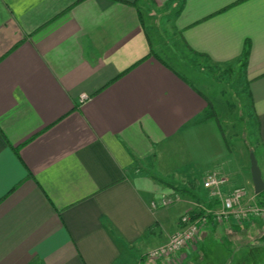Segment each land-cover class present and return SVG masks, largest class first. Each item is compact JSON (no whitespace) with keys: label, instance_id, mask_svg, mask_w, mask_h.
<instances>
[{"label":"crops","instance_id":"0c3cea01","mask_svg":"<svg viewBox=\"0 0 264 264\" xmlns=\"http://www.w3.org/2000/svg\"><path fill=\"white\" fill-rule=\"evenodd\" d=\"M170 1L0 0V264H183L203 239L263 237L257 220L208 218L193 247L146 258L183 214L220 207L206 178H224L223 195L244 187L224 161L210 100L148 35L141 7ZM174 2L170 27L186 55L204 71L240 68L264 180V0ZM183 151L192 163L178 185L166 170ZM164 195L178 199L152 208ZM248 197L260 201L252 183Z\"/></svg>","mask_w":264,"mask_h":264},{"label":"rangeland","instance_id":"374dc122","mask_svg":"<svg viewBox=\"0 0 264 264\" xmlns=\"http://www.w3.org/2000/svg\"><path fill=\"white\" fill-rule=\"evenodd\" d=\"M178 4L179 2L175 3L171 0L162 10L142 6L143 22L144 24L150 22L147 28L148 35L154 43L159 45L162 51L161 56L210 100L209 110L213 114V119L227 148L224 161L235 173L236 183L244 185L249 196L252 183L249 157L251 153L254 154L260 163V146L257 121L251 110L243 74L235 65L228 70L225 68L223 72L213 68L204 71L200 64H195V59L186 55V51L178 43L177 36L172 34L170 27ZM206 141L207 139H204V146H207ZM183 146L185 150L190 148L187 144ZM189 158V152L183 151L182 154L178 153L176 160L174 157L175 166H172L170 160L166 170L170 176L166 179L175 181L177 184L182 183L181 177L178 178V176L182 171L187 170L188 164L191 165L192 160ZM143 175L150 179V182L159 178L151 169H146ZM245 180L249 182L247 186ZM173 198H176V201L178 199L176 196ZM258 199L264 202V192ZM236 232L224 236L221 234L219 239L214 240L215 242L207 243V239H203L205 243L203 249L199 248L195 258L183 264H260L262 258L260 254H264V234L261 237L260 234L253 233L250 235V241H245L246 234ZM242 258L245 261L237 263Z\"/></svg>","mask_w":264,"mask_h":264},{"label":"built area","instance_id":"2783aa9c","mask_svg":"<svg viewBox=\"0 0 264 264\" xmlns=\"http://www.w3.org/2000/svg\"><path fill=\"white\" fill-rule=\"evenodd\" d=\"M84 99L85 96H82L81 100ZM225 181L224 178L218 176L206 178L202 183V187L219 198L220 207L217 210H209L198 205L196 210L191 209L183 214L180 218L178 230L169 237L164 245L148 252L146 258L157 260L171 256L185 247H193L198 240L200 226L208 218L218 224L229 221L241 224L250 219L264 222V206L250 199L246 188L235 187L226 195L221 193ZM173 202V197L164 195L158 203L152 202L151 207H167Z\"/></svg>","mask_w":264,"mask_h":264},{"label":"water","instance_id":"95a60500","mask_svg":"<svg viewBox=\"0 0 264 264\" xmlns=\"http://www.w3.org/2000/svg\"><path fill=\"white\" fill-rule=\"evenodd\" d=\"M249 159L253 192L255 195H257L264 191V180L262 179L261 171L258 167L254 154L251 153Z\"/></svg>","mask_w":264,"mask_h":264},{"label":"trees","instance_id":"16d2710c","mask_svg":"<svg viewBox=\"0 0 264 264\" xmlns=\"http://www.w3.org/2000/svg\"><path fill=\"white\" fill-rule=\"evenodd\" d=\"M249 51H250V43L249 42H245L244 48H243V51H242V55H241V61H242V63H241L242 65L241 66H242V68H244L246 66V63H247V60H248V57H249ZM263 192H261V193H263ZM260 194H257L256 197H259ZM257 203L259 205L264 206V203L262 201H258Z\"/></svg>","mask_w":264,"mask_h":264}]
</instances>
